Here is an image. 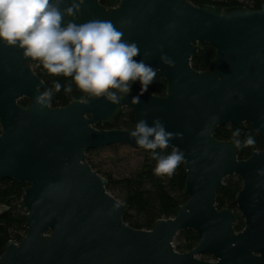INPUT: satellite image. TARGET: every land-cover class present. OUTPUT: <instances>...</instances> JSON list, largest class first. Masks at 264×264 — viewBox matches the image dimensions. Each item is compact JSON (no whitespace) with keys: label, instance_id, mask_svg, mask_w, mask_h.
Instances as JSON below:
<instances>
[{"label":"water","instance_id":"obj_1","mask_svg":"<svg viewBox=\"0 0 264 264\" xmlns=\"http://www.w3.org/2000/svg\"><path fill=\"white\" fill-rule=\"evenodd\" d=\"M72 2L63 0L61 9ZM93 19L111 20L139 46L134 59L161 74L165 94L143 91L137 81L116 104L91 94L51 106L52 95L42 106L36 97L50 89L33 59L0 41V179L26 184L21 205L27 211L25 235L5 244L0 264H264V0L259 9L188 0H118L105 8L100 0H83L65 23ZM199 43L214 48L210 71L190 63ZM122 107L133 114L131 129L94 127ZM141 119L149 126L159 119L167 131L182 134L169 147L184 153L187 197L151 228L123 222L126 205L85 159L90 149L141 148L130 136ZM244 123L263 145L238 159L236 145L213 133ZM230 175L241 180L234 195L243 218L239 231L233 211L215 203ZM183 229L198 240L189 250H174L172 240Z\"/></svg>","mask_w":264,"mask_h":264},{"label":"clouds","instance_id":"obj_2","mask_svg":"<svg viewBox=\"0 0 264 264\" xmlns=\"http://www.w3.org/2000/svg\"><path fill=\"white\" fill-rule=\"evenodd\" d=\"M62 2L0 0V41L22 49L24 57L39 61L49 74L71 78L80 91L106 96L111 103H119L118 93H130L137 81L147 91L157 70L134 59L140 54L139 46L125 40L111 20L65 23V16H75L83 0H73L61 9ZM54 87L59 91L62 86L57 82ZM71 90V85L65 88L66 92ZM52 95V90H47L36 97V103L47 106ZM133 100L138 103L139 96ZM130 136L139 147L151 151L157 176L173 175L184 160L183 151L174 146L166 155L156 151L166 149L171 139L182 136L167 131L159 119L153 120L152 126L139 120Z\"/></svg>","mask_w":264,"mask_h":264},{"label":"trees","instance_id":"obj_3","mask_svg":"<svg viewBox=\"0 0 264 264\" xmlns=\"http://www.w3.org/2000/svg\"><path fill=\"white\" fill-rule=\"evenodd\" d=\"M200 5L202 2L219 9H229L234 7H248L259 9L262 0H188ZM105 8L114 7L118 0H100ZM199 49L190 59V63L197 71H210L211 60L214 57V48L208 43H199ZM34 72L42 80L46 81L47 86L53 92V102L51 106H60L70 101L84 100L91 94L80 91L71 78L63 75L49 74L37 60L31 62ZM59 83L62 87L59 91L55 90L54 84ZM71 85V92H66L65 88ZM150 92L165 94L166 81L157 71L152 84L149 85ZM119 95V93H118ZM19 103L27 106L28 100L22 98ZM116 126L124 130L133 127V114L122 107L109 122L94 124L95 128L106 126ZM1 133V126H0ZM213 138H227L228 142L235 144L238 148V159L248 155L251 151L263 145V140L253 132L248 123L241 127L227 124L217 127L213 133ZM251 139L252 144L247 141ZM135 149L126 145H111L102 149H90L85 153V159L103 176L105 179V189L115 198L123 202L126 206L122 216L123 222L136 228H151L160 217H172L178 206L187 197L184 191L185 171L183 162L171 176H157L154 174L156 161L152 159L150 150L138 148L140 152L139 160L134 168L127 174L113 176L110 171L103 170L95 160L103 149L116 152L121 147ZM173 148L157 149L161 154H169ZM24 183H17L10 179H0V255L5 244L9 240L18 241L26 232L27 211L21 205ZM241 187V180L235 175L224 178L222 186L216 193L215 203L225 209L233 211L235 221L234 231H239L243 227V218L239 214L234 204V195ZM198 240L197 234L190 229H183L176 233L172 240L174 250H189ZM206 257V255H203Z\"/></svg>","mask_w":264,"mask_h":264},{"label":"rangeland","instance_id":"obj_4","mask_svg":"<svg viewBox=\"0 0 264 264\" xmlns=\"http://www.w3.org/2000/svg\"><path fill=\"white\" fill-rule=\"evenodd\" d=\"M139 154L140 152L137 149H129L123 146L116 152L103 149L95 155V160L101 165V167H103V170H108L113 176L118 177L127 174L135 167L137 161L139 160ZM196 257L212 258L210 256L203 257V255H196Z\"/></svg>","mask_w":264,"mask_h":264}]
</instances>
